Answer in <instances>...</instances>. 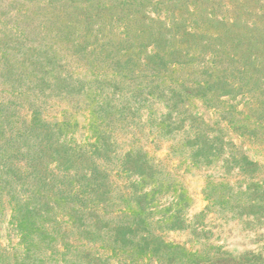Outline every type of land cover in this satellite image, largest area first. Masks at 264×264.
<instances>
[{"label": "rangeland", "instance_id": "rangeland-1", "mask_svg": "<svg viewBox=\"0 0 264 264\" xmlns=\"http://www.w3.org/2000/svg\"><path fill=\"white\" fill-rule=\"evenodd\" d=\"M0 264H264V0H0Z\"/></svg>", "mask_w": 264, "mask_h": 264}]
</instances>
